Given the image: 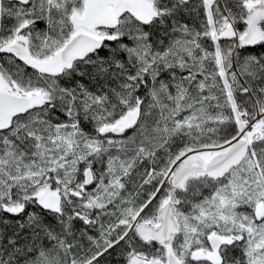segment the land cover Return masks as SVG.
<instances>
[{
	"label": "snow or ice",
	"instance_id": "obj_1",
	"mask_svg": "<svg viewBox=\"0 0 264 264\" xmlns=\"http://www.w3.org/2000/svg\"><path fill=\"white\" fill-rule=\"evenodd\" d=\"M0 264H264V0H0Z\"/></svg>",
	"mask_w": 264,
	"mask_h": 264
}]
</instances>
